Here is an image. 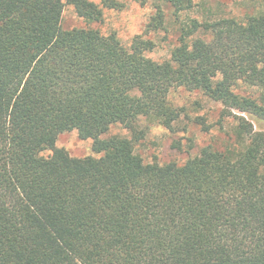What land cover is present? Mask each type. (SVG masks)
<instances>
[{"label": "trees", "instance_id": "1", "mask_svg": "<svg viewBox=\"0 0 264 264\" xmlns=\"http://www.w3.org/2000/svg\"><path fill=\"white\" fill-rule=\"evenodd\" d=\"M150 1L151 31L165 23L161 3L177 16L192 4ZM67 5L91 23L119 3L0 0V264H264V96L241 93L264 89V8L193 20L158 62L143 34L125 46L115 33L63 29ZM200 28L207 39L193 37ZM179 87L221 104L233 143L145 163L138 121L172 130ZM204 120L192 123L207 132ZM113 124L130 137L102 138ZM71 130L99 156L58 147Z\"/></svg>", "mask_w": 264, "mask_h": 264}, {"label": "rangeland", "instance_id": "2", "mask_svg": "<svg viewBox=\"0 0 264 264\" xmlns=\"http://www.w3.org/2000/svg\"><path fill=\"white\" fill-rule=\"evenodd\" d=\"M93 1L101 2L102 0ZM114 1L119 3L117 8L104 9V19L91 23L79 17L74 9L67 5L63 11L61 27L63 29L91 27L98 29L104 35L115 33L125 46L130 45L134 35L143 34L154 42L153 50L146 52V56L163 62L170 59L171 52L178 44L183 29L191 28L193 20L199 23L230 17L244 20L264 8V0H192L191 6L177 16L173 14L169 5L161 3L166 14L165 23L163 27L151 31L147 26L156 11L155 2L150 0ZM206 35L200 28L194 32L193 37L207 39ZM241 93L260 99L264 96V89L243 86ZM169 99L183 110L182 117L178 123H175L172 130L142 117L138 121L141 128L145 129V137L141 142L136 143L135 150L145 163L152 161L185 163L209 143L219 148L233 143V121L229 118H222V106L219 102L199 91L190 92L182 87L172 89ZM197 116L203 117L205 123L211 125L209 131L204 132L200 126L192 123ZM253 122L256 123L254 120ZM130 135L128 129L119 124H113L101 137H130ZM56 143L58 147L66 149L72 156H99L92 149V140L80 138L77 130L60 134ZM50 153L49 150H44L42 155H50Z\"/></svg>", "mask_w": 264, "mask_h": 264}]
</instances>
